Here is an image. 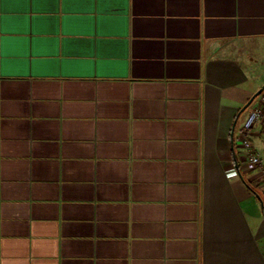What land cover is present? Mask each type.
<instances>
[{
    "label": "crops",
    "instance_id": "crops-1",
    "mask_svg": "<svg viewBox=\"0 0 264 264\" xmlns=\"http://www.w3.org/2000/svg\"><path fill=\"white\" fill-rule=\"evenodd\" d=\"M263 84L264 0H3L0 264H264Z\"/></svg>",
    "mask_w": 264,
    "mask_h": 264
},
{
    "label": "built area",
    "instance_id": "built-area-1",
    "mask_svg": "<svg viewBox=\"0 0 264 264\" xmlns=\"http://www.w3.org/2000/svg\"><path fill=\"white\" fill-rule=\"evenodd\" d=\"M255 133L261 134L264 143V90L256 97V104L249 110L237 139L246 169L260 174L258 186L264 188V168L262 167L264 145L261 152L255 151L252 141Z\"/></svg>",
    "mask_w": 264,
    "mask_h": 264
},
{
    "label": "water",
    "instance_id": "water-1",
    "mask_svg": "<svg viewBox=\"0 0 264 264\" xmlns=\"http://www.w3.org/2000/svg\"><path fill=\"white\" fill-rule=\"evenodd\" d=\"M264 90V84L261 86L260 89H258L251 97L250 99L247 101V103H245V105L240 109L239 114L244 112L249 106L250 104L253 102V100ZM256 198L259 200L260 202V207L262 210V213L264 215V205L259 197V195L256 194Z\"/></svg>",
    "mask_w": 264,
    "mask_h": 264
},
{
    "label": "trees",
    "instance_id": "trees-1",
    "mask_svg": "<svg viewBox=\"0 0 264 264\" xmlns=\"http://www.w3.org/2000/svg\"><path fill=\"white\" fill-rule=\"evenodd\" d=\"M247 186L249 187V189L252 191H255L257 194L260 195L259 191L258 190H255L252 186H250L248 183H247Z\"/></svg>",
    "mask_w": 264,
    "mask_h": 264
},
{
    "label": "snow or ice",
    "instance_id": "snow-or-ice-1",
    "mask_svg": "<svg viewBox=\"0 0 264 264\" xmlns=\"http://www.w3.org/2000/svg\"><path fill=\"white\" fill-rule=\"evenodd\" d=\"M3 2V0H0V3H2Z\"/></svg>",
    "mask_w": 264,
    "mask_h": 264
}]
</instances>
